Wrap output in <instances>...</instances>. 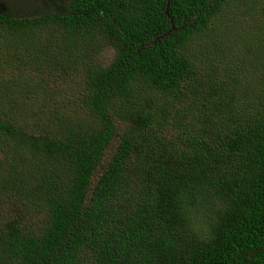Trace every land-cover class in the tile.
<instances>
[{
  "label": "trees",
  "instance_id": "obj_1",
  "mask_svg": "<svg viewBox=\"0 0 264 264\" xmlns=\"http://www.w3.org/2000/svg\"><path fill=\"white\" fill-rule=\"evenodd\" d=\"M236 3L249 33L216 24ZM0 55L34 74L0 84V264H264V0L6 5ZM61 71L76 104H38Z\"/></svg>",
  "mask_w": 264,
  "mask_h": 264
},
{
  "label": "rangeland",
  "instance_id": "obj_2",
  "mask_svg": "<svg viewBox=\"0 0 264 264\" xmlns=\"http://www.w3.org/2000/svg\"><path fill=\"white\" fill-rule=\"evenodd\" d=\"M52 0H0V8L8 6H17V5H30L39 3H50ZM251 5L248 4H237L235 6L229 7V10L226 11L221 18H219L216 24L220 27V31H231L233 28H236V31L243 33H249L251 20L258 18L257 14L251 9ZM253 17V19H252ZM218 28V27H217ZM216 28V29H217ZM35 38V37H34ZM38 43H41L42 36L38 37ZM218 38L210 35L209 37H204L195 40L194 50L201 53L200 59L203 63L210 66L213 62L215 67V53H221V47L216 42ZM113 57L112 50H106L100 56V60L107 65L110 62V59ZM221 62L225 65L221 67L220 65L217 68V75L210 73L209 69L207 70L212 79H217L222 76L225 77H236V80L244 84L249 82L252 76H254L255 69L253 68L254 61L252 62L251 67L249 63L245 60H240L237 65L231 64L226 56L221 57ZM17 64L13 61L0 55V84L6 83L7 81H13L14 84L18 82L17 80H22L25 77H30L33 74L31 69H27L22 72L20 75L19 69L16 68ZM236 70H239L237 73ZM67 71H61L60 73L53 74L46 77L40 83V93L38 96V104L42 105L47 103L51 105L54 109H69L76 104V83H80L77 78L75 81L66 77ZM245 85V84H244ZM250 93L252 88L249 90ZM35 101V100H34ZM70 104V105H69ZM9 213H16L19 211L17 207L13 204H9L7 208Z\"/></svg>",
  "mask_w": 264,
  "mask_h": 264
}]
</instances>
